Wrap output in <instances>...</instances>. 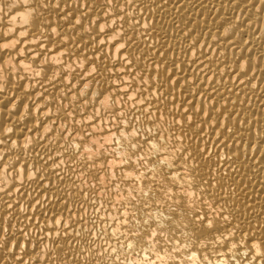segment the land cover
<instances>
[{"label":"bare ground","instance_id":"6f19581e","mask_svg":"<svg viewBox=\"0 0 264 264\" xmlns=\"http://www.w3.org/2000/svg\"><path fill=\"white\" fill-rule=\"evenodd\" d=\"M0 264H264V0H0Z\"/></svg>","mask_w":264,"mask_h":264}]
</instances>
